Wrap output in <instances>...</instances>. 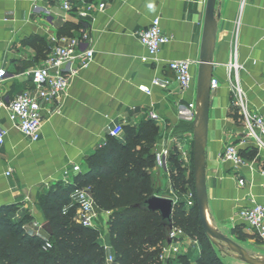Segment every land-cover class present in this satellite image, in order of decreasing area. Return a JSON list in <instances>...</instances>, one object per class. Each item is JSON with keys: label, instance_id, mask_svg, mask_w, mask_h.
Wrapping results in <instances>:
<instances>
[{"label": "crops", "instance_id": "1", "mask_svg": "<svg viewBox=\"0 0 264 264\" xmlns=\"http://www.w3.org/2000/svg\"><path fill=\"white\" fill-rule=\"evenodd\" d=\"M87 1L105 3L106 8L84 19L78 14L80 3L72 12H65L56 0H0V70H6V77L0 80V127L7 132L0 144V209L11 210L14 221L25 220L26 233L46 241L50 236L34 227L36 221L45 224L40 198L65 178L74 179L79 174L73 172L75 165L84 171L86 159L112 132L115 139L125 141L126 126L153 121L160 130L156 149L185 143L193 159L196 123L188 107L196 103L207 0ZM216 15L214 78L221 85L213 91L210 106L208 218L224 235L239 226L247 240L255 242L259 238L244 225L239 212L264 198V153L251 144L239 146L248 163L238 168L224 163L222 155L227 146L238 144L244 133L242 116L227 85V66L234 61L235 51L243 67L239 76L249 103L264 118V0H219ZM157 17L163 32L172 39L144 63L148 51L138 33ZM84 33L90 41L81 50L92 49L94 58L71 77L61 99L46 107L41 139L32 142L10 121L8 106L23 92L34 89L31 72L51 56L57 40ZM176 61L192 62L194 82L188 90L180 88L169 67ZM155 79L166 87L154 86ZM145 86L151 88V94L143 92ZM235 110L238 120L233 117ZM152 114L159 116V121L152 120ZM191 125L194 129L188 131L185 126ZM164 172L153 169L158 184L163 183ZM240 178L246 186L239 185ZM72 201L78 204L76 192ZM100 240L112 255L109 235L105 239L101 233ZM178 248L171 264H180V257L195 264L201 257L199 242L188 234L179 239Z\"/></svg>", "mask_w": 264, "mask_h": 264}, {"label": "trees", "instance_id": "2", "mask_svg": "<svg viewBox=\"0 0 264 264\" xmlns=\"http://www.w3.org/2000/svg\"><path fill=\"white\" fill-rule=\"evenodd\" d=\"M237 112L233 116L236 120ZM193 127L185 126L188 131H193ZM159 137L160 130L153 121L126 126L125 141L109 137L86 159V168L74 177L72 184L58 182L40 198L45 223L50 224L53 232L50 250L43 249L45 239L25 232V220L14 222L11 210L0 209V264H107L108 252L101 243V232L83 227L76 220L79 206L73 203L72 195L82 187H91L99 210L109 213L113 264H163L160 256L166 242L161 216L135 208L155 196L151 171ZM180 156L178 149L173 148V188L181 197L185 187L194 184V168L186 181ZM184 203L180 200L174 208L173 226L189 236L201 237V257L195 264H223L215 245L204 233L197 198L189 210L183 207ZM232 234L241 241L248 239L239 226ZM179 263L193 264L186 257H180Z\"/></svg>", "mask_w": 264, "mask_h": 264}, {"label": "built area", "instance_id": "3", "mask_svg": "<svg viewBox=\"0 0 264 264\" xmlns=\"http://www.w3.org/2000/svg\"><path fill=\"white\" fill-rule=\"evenodd\" d=\"M60 7L65 12H72L76 4H81L82 8L78 14L81 18H89L94 12H103L106 8L105 3L93 4L87 0H56ZM142 45L148 51V55L142 58V61L148 62L155 58L161 51L164 45L171 41V37L167 36L162 29L161 19L154 18L150 26L138 33ZM89 35L84 33L81 37H65L57 40L51 56L43 62L39 67L32 72L34 89L28 90L17 96L8 106L10 121L22 132V134L32 142H37L42 136L43 114L46 107L58 102L61 97L67 92L70 86L71 77L76 75L80 69L88 67L94 58V51L90 48L81 50L84 44L89 43ZM234 61L227 66L228 77L227 85L233 97L235 107L239 110L242 116L244 133L238 144L227 146L223 155L222 161L230 163L235 168L243 167L248 162L241 156L239 146L253 145L259 152L264 153V118L249 103L248 95L240 80V70L243 67L238 63L237 51L233 54ZM170 69L174 72L176 80L180 88L185 91L191 88L194 82L192 75L191 61H176L169 64ZM6 77V70H0V80ZM153 85L158 87H166V83L155 79ZM221 85L220 81L213 78L212 90L215 91ZM146 94H151V88L145 86L142 88ZM194 117H196V103L189 104L188 107ZM151 119L159 121V116L152 114ZM6 130L0 127V144L5 142ZM112 137H116V133H111ZM172 142H175L173 139ZM176 148L180 152V160L183 167L192 168L193 159L190 151L185 147V143L178 142ZM173 148L170 146H161L155 151V170H168L171 161V152ZM73 172L80 173L82 169L79 165L73 167ZM66 172V176H68ZM261 174L264 178V166ZM65 185H70L72 182L65 178ZM241 187L246 186V181L240 178L238 181ZM175 206L180 202L181 197L174 190L172 185L171 190ZM78 209L76 220L77 223L86 228H92L101 232L99 225V207L94 199L91 187H82L76 190ZM157 196V195H156ZM187 204L189 208H193L196 204V193L190 191ZM109 214V213H108ZM240 219L244 225L252 231L264 245V198L261 202L254 201L252 205L242 208L239 212ZM44 223L34 222V227L40 231L43 229ZM186 233L181 228L173 226L171 238L172 244L165 243L162 250L160 260L163 264H168L171 256L179 253L178 242ZM108 251V247H104ZM44 250L52 249L50 241H46L43 247ZM107 264L113 263V256L108 255Z\"/></svg>", "mask_w": 264, "mask_h": 264}, {"label": "water", "instance_id": "4", "mask_svg": "<svg viewBox=\"0 0 264 264\" xmlns=\"http://www.w3.org/2000/svg\"><path fill=\"white\" fill-rule=\"evenodd\" d=\"M219 0H207L200 62L197 76L196 117L194 129V186L197 198L199 219L206 236L221 249L228 247L245 264H264V259L252 257L248 251L214 228L208 218L209 195L207 184V150L209 136L210 106L213 94L214 57L217 46L218 16L216 9ZM135 208L146 212H156L161 216L165 242L172 244L173 213L175 204L170 198L152 196L137 204ZM44 231L52 236L49 223L43 226Z\"/></svg>", "mask_w": 264, "mask_h": 264}, {"label": "rangeland", "instance_id": "5", "mask_svg": "<svg viewBox=\"0 0 264 264\" xmlns=\"http://www.w3.org/2000/svg\"><path fill=\"white\" fill-rule=\"evenodd\" d=\"M194 128V127H193ZM192 128V129H193ZM193 137L190 136L189 139H192ZM165 143L167 144V141L165 140ZM86 168V165L84 166V169ZM169 169L168 170H164L165 172L163 173L164 175H162V184H158V179L155 178L153 170L151 171L153 174V193L154 195L160 196V197H165V198H169L172 197L171 194V190H172V185L174 184V175L176 170L173 168V165L170 163L169 164ZM183 171H185V175H186V181L188 179H190L191 174L193 172V167L191 168H186L183 167L182 168ZM194 179V177H193ZM71 182H73V179L70 180ZM194 183V181H193ZM162 185V186H161ZM193 185H187L185 188V192L184 195L181 196V200H183L185 203L183 205V207H185L186 209H191L189 208L188 204H187V200H188V195L190 191H194ZM195 214H197V211H195ZM99 223H101V233L102 236L106 239L108 236V216L106 215L105 212H100L99 211V219H98ZM16 222V221H14ZM191 239L198 241L199 242V248H202V244H201V237L200 236H190ZM230 239L236 241L238 244H240L242 247H244L248 253L255 258H262L264 259V251L260 250L262 245L261 242L259 240H255V242H251L250 240H244L241 241L239 240L235 235L232 234V232H229L228 236ZM215 249L216 252L218 254V256L221 258V261L223 262V264H245V263H241L238 258L237 255L235 253H233L228 247L221 249L218 246L215 245ZM227 256H230L232 259L226 258ZM198 257V253L197 256ZM223 258V259H222ZM224 260H227L228 262L226 263V261L224 262Z\"/></svg>", "mask_w": 264, "mask_h": 264}]
</instances>
